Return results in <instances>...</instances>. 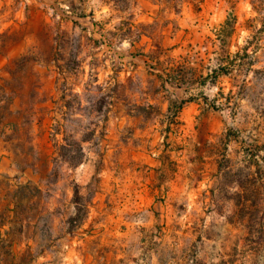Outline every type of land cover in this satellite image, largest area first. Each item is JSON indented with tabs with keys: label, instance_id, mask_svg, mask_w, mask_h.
Instances as JSON below:
<instances>
[{
	"label": "rangeland",
	"instance_id": "1",
	"mask_svg": "<svg viewBox=\"0 0 264 264\" xmlns=\"http://www.w3.org/2000/svg\"><path fill=\"white\" fill-rule=\"evenodd\" d=\"M159 2L0 0V264H264V0Z\"/></svg>",
	"mask_w": 264,
	"mask_h": 264
},
{
	"label": "crops",
	"instance_id": "2",
	"mask_svg": "<svg viewBox=\"0 0 264 264\" xmlns=\"http://www.w3.org/2000/svg\"><path fill=\"white\" fill-rule=\"evenodd\" d=\"M171 74H169L170 76ZM218 76V72L215 71V77ZM166 83L171 82L172 79L165 80ZM177 90L181 89L182 87L180 85L173 86ZM181 105V109L177 111V107ZM199 103H194L192 100L186 101V102H178L176 99H170L167 103L166 109L167 112L175 111L176 112V118L180 119L181 121H184L187 123H190L192 119L196 115V108L195 106H198ZM170 135V133H169ZM163 138V136H162ZM168 142V141H166ZM177 142H180L179 139H177ZM147 143V142H146ZM149 143V142H148ZM151 144V142H150ZM152 144H155L157 148L150 151V155L148 156V159L146 161L153 167H156L161 170H166L169 172L168 165L175 160L177 163L185 161L184 156V147L183 144L180 142L177 145H174L172 149L165 148L164 145L158 142H152ZM137 149V147H136ZM151 149H153L151 147ZM177 154V155H176ZM180 154H182L181 157ZM176 156V157H175ZM175 157V159H174ZM190 159V157H189ZM196 161V159H194ZM165 171V172H166ZM173 174L177 175V172H173ZM165 180V179H164ZM205 186L202 183H191L186 181H177L167 179L166 181H163L162 183H152L151 185L144 184V186L139 189L142 191H145V193L142 195L143 197L140 199L142 201V204L152 202V204L155 202L154 200L158 198L159 196L163 195L165 199L168 201L167 203L172 206H177L178 204H181L184 202V200H192L193 202H196L199 200L202 192V187ZM209 188V187H208ZM208 191V189H207ZM140 203V202H137Z\"/></svg>",
	"mask_w": 264,
	"mask_h": 264
},
{
	"label": "trees",
	"instance_id": "3",
	"mask_svg": "<svg viewBox=\"0 0 264 264\" xmlns=\"http://www.w3.org/2000/svg\"><path fill=\"white\" fill-rule=\"evenodd\" d=\"M112 1V0H110ZM114 1V5H113V8L114 9H117L119 11H126L127 9H132L133 7H135L136 3H137V0H113ZM132 1V2H131ZM164 1H167L169 4H172V6L174 8H177V2L179 0H164ZM157 2H159V0H157ZM160 3V2H159ZM121 4V5H120ZM177 13H179V11L176 10ZM131 15H129V17L127 18V20L125 21V23L127 24L128 26V30L131 31L132 28H136V26L133 24L132 22V19H131ZM168 80V79H167ZM181 105H179L176 109L177 111H179L181 109ZM79 196V193L76 191V197Z\"/></svg>",
	"mask_w": 264,
	"mask_h": 264
}]
</instances>
